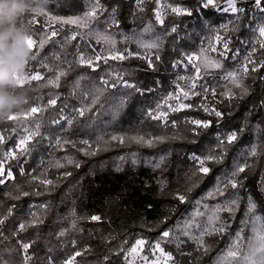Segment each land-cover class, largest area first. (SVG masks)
Here are the masks:
<instances>
[{
  "label": "trees",
  "instance_id": "16d2710c",
  "mask_svg": "<svg viewBox=\"0 0 264 264\" xmlns=\"http://www.w3.org/2000/svg\"><path fill=\"white\" fill-rule=\"evenodd\" d=\"M94 2L35 0L33 7L41 5L46 15L23 16L24 28L37 41L33 53H38L27 74L42 79L18 86L28 94L27 108L13 113L20 119L0 122V161L8 151L16 153L0 176L5 180L0 185V249L14 250V264H25V255L27 264H65L70 257L77 264H124L126 252L143 239L146 253L159 242L174 264H236L225 259L236 233L243 229L248 237L253 227L264 231V67H258L264 63L259 46L264 37L258 31L264 12L254 0H235L244 9L238 13L220 4L203 8L205 0H142L139 8L137 0H99L105 10L86 20L87 27L49 19H83ZM176 7L192 14H176ZM113 9L118 24L113 23ZM157 9L163 23L156 19ZM52 31L57 35L51 36ZM74 33L76 39H71ZM41 38H47L43 48L38 47ZM225 41L229 51L221 56ZM151 43L159 47H143ZM253 48L250 58L257 64H248L244 74ZM117 53L125 58H110ZM80 55L94 67L81 65ZM96 56L108 59L96 61ZM142 57H150L153 66ZM254 66L257 71L251 70ZM60 70L67 74L59 87L42 86ZM228 72L241 78L243 89L234 86ZM170 94H178L190 107L171 111L166 104ZM56 97V105H49ZM32 107L41 111L24 117ZM160 110L167 116L153 119ZM194 120L209 126L198 127ZM232 133L236 139L228 143ZM30 135L24 146H17ZM209 155L215 157L206 161L209 173H199L193 157ZM245 164V171L233 177ZM44 179L53 183L39 182ZM232 179L236 188L229 183ZM178 194L185 197L183 202ZM250 197L260 221L247 213ZM232 200L237 201L234 211H224ZM197 211L203 215H195ZM216 216L226 228L205 236L206 250L184 235L187 230L199 236L202 228L210 227L208 218ZM164 231L170 236L162 237ZM23 243L30 244L27 253Z\"/></svg>",
  "mask_w": 264,
  "mask_h": 264
},
{
  "label": "snow or ice",
  "instance_id": "6c2138e0",
  "mask_svg": "<svg viewBox=\"0 0 264 264\" xmlns=\"http://www.w3.org/2000/svg\"><path fill=\"white\" fill-rule=\"evenodd\" d=\"M44 2L46 3L47 0H44ZM227 2H228V6H229L230 10L233 13H238V12H243L244 11V9H242V8L238 9L236 7L235 0H227ZM141 3H142V0H137V7L138 8L140 7ZM254 3H255V6L260 9L261 12H264V0H254ZM210 5L215 6V0H205V2L201 6L203 8H207ZM104 10L105 9H103L102 5L99 3V0H95V2L93 3V5L91 7V10L85 12L83 19L81 17L68 18V19L59 18V17H49V19L51 21H53V22H59L61 24L76 25L78 27L84 28V27H87V23L85 22L86 20H88L89 18H95L97 16V14H98V11H104ZM140 10L143 11V8H140ZM226 10H228V9H226ZM31 12L36 13L37 15H39V14H45L46 15V13H44L43 7L41 5H36L35 7H33ZM172 12H174L176 14H187V15H191L192 14L191 11L186 10V9H181V8H178V7L172 8ZM112 16H113V23L118 24V21H115V19H114L115 9H113ZM156 19L160 23H163V20L161 19L159 11H157V13H156ZM34 22L35 21H34V18H33V20H30L28 23L30 25V24H32ZM20 24L24 27L23 17L20 18ZM224 27L226 28L227 25H225ZM175 30H176L175 28L172 29L173 32ZM146 31H147V29H146ZM258 31H259L260 37H264V25L260 26L258 28ZM56 35H57L56 31H52L51 32V36L54 37ZM103 38L105 40L109 39L108 37H103ZM71 39H76V34L75 33L71 36ZM220 39H221L220 36L216 37L217 42H219ZM26 42H27L28 48L32 52L31 60H36L38 53H33V48H34V46H36L37 41L34 40L33 37L30 35ZM97 42H99V39L97 40ZM45 43H47V38H41L40 41H39L38 47L39 48H43ZM259 46H260L261 49H264V40L259 41ZM143 47L149 48V49H154V48H158L159 45H158V43H151V44L143 45ZM223 48H224V52L220 53L221 56L225 55L227 53V51H229V45H228L227 41L224 42ZM213 51H216V49H213ZM255 51H256V49L253 48L252 53L249 54L248 63H246L243 66V73L244 74H247L248 71H249L248 64H252V65H256L257 64V62L255 60H252L250 58L251 55ZM127 55L131 56V55H133V53L128 52ZM110 58L111 59L119 58V59L123 60L125 58V54L117 53L116 55H113ZM142 58L147 60V62L149 64V67L153 66L152 65V60H151L150 57H142ZM95 59H96V61H99L101 59H104L106 61L108 59V57L96 56ZM156 59L158 60L159 56H156ZM187 59L189 61H191V60H193V57L192 56H188ZM79 63L81 65L87 64L90 67H94L93 61L91 59L85 60L83 55H80ZM213 65L216 68L221 67V65L219 63L213 62ZM45 67H47V66L45 65ZM258 67H264V63L259 64ZM258 67L254 66L251 70L252 71H257ZM49 71H52V69L49 68ZM196 72H197V78H199L200 69L197 68ZM66 74H67L66 71L60 70V71L57 72V74L55 75L54 79H49L47 81V84L46 85H42V86L51 85L53 87H59L60 78L62 76H64V75H66ZM227 77L232 80V83L234 84L235 87L243 89V85L240 82L241 78H238L236 73L228 72L227 73ZM117 78L122 80V78L119 77V76H117ZM41 79H42V76H40L38 74H36V75H26L25 77L18 79L17 84H18V86L23 87L25 84L30 83L31 81H39ZM122 82L127 87H133V88L135 87V85L129 84L127 81H122ZM102 83L107 84L108 82L106 80H102ZM112 86L114 87L115 85L113 84ZM192 87L195 88V83L192 84ZM213 94H215L214 91H213ZM183 95L187 98L189 93L188 92H184ZM169 98H171V94H170ZM228 98H230V99L232 98V93L231 92L228 94ZM57 99H58V97L49 99L48 100V104L49 105H53V106L56 105ZM169 107L171 108V106H169ZM185 107H190V105L180 104L179 107H177V108H171V111H179V110H181V109H183ZM38 111H41V109L38 108V107H32V108H30V110L28 112L24 113V117L32 116L33 114L37 113ZM78 111H79L80 115L84 114V109L83 108L79 109ZM205 111H208V109L205 108ZM212 111L218 117L221 115V113L218 112V111H215V109H212ZM149 114L152 115V113H149ZM166 116H167L166 112H160L158 115H152V118L153 119H161V118H164ZM17 119H20V116L13 115V114L9 115L8 118H7V120H9V121H15ZM192 123L197 125L198 127H208L209 126V122H203V121H200V120H194V121H192ZM173 125H175V121H173ZM30 139H31V135L29 137H27L26 139H21L19 141V146H24L28 142V140H30ZM112 139L113 140L120 139L121 143L123 142V138L122 137L118 138L116 136H113ZM133 139H137L138 141H142L143 140L142 137H134ZM156 139H162V138H156ZM235 139H236V134L232 133L231 135L228 136L227 142L231 143ZM3 140H4V137L2 135H0V143H2ZM59 143H60V141L57 140V144H59ZM83 143L86 144L87 141H84ZM147 143L151 144L152 141L149 140V141H147ZM256 154H257V148L255 146H253L252 149H251V155L255 156ZM15 157H16V153L15 152H8V153L5 154V159L3 161H0V176L4 175V164L7 162V160L9 158H15ZM193 159H196L198 161L199 165H200L199 169H198V172L199 173H203V174H208L210 169L207 166H205L206 161L214 160L215 157L212 156V155H209V156L204 157V158L193 157ZM68 162L72 163L73 161L69 160ZM57 166H62V165H57ZM76 166L79 167V164H77ZM246 167H247L246 164L239 166L237 168V170L235 172H233V177L237 176L239 173L244 172ZM20 171H21V174H24L23 168H21ZM6 174H7V177L9 179L13 178V173H12L11 169H8ZM65 175H70V173H65ZM39 182L44 184V185H51L53 183L52 180H48V179L40 180ZM4 183H5V180L4 179H0V185H2ZM229 183L231 184V186L233 188L237 187V181L235 179L230 180ZM217 191H219V189H217ZM23 195L27 196V195H29V193L24 192ZM211 195H212V193H209V196H211ZM177 198L181 202H183L185 200V197L183 195H179L178 194ZM236 205H237V201L236 200H232V201L229 202L228 206L225 207L223 210L224 211H228L229 213H232L234 211V208H235ZM204 207L207 208V205H205ZM256 209H257V204L250 197L249 201H248L247 213L251 214L255 218L256 221H260L261 220V216L256 214V211H255ZM217 211H219V209H217ZM195 215L199 216V215H203V213L197 211ZM91 219L94 220V221H98L100 219V217L92 216ZM208 219H209L210 227L202 228L200 230L199 236H191L190 233L187 230H185V232H184V235L189 236L190 239L194 240L197 243L198 247L205 248V250H206V245H205V240H204L205 236L213 235V234H216V233H223L225 231V228H226V224L225 223H220L219 222V217L218 216H216L215 218L209 217ZM2 222L3 221H0V223H2ZM18 228H19L20 231H23L25 229V225L24 224H20L18 226ZM169 236H170V232L169 231H164L162 233V237L166 238V237H169ZM144 243H145L144 240H137L136 241V245L131 248V253H136L138 247L142 246ZM21 246H22V249L24 250V252L27 253V250L30 248V244L29 243H23ZM156 250H158L160 252L161 256H166L168 260L172 259L171 254L170 253H165L163 248H161L159 242H157L155 244V246H154L153 251H156ZM75 255L79 256V255H81V253L77 252ZM228 258H230L231 261H235L236 264H239V262L241 260H243L245 262V264H264V231H257L255 229V227H253L252 235L248 236V237H245L243 235V229L238 231L236 233V240H235L234 244L227 250V252L225 254V259H228ZM28 259H29V257L27 255H25V264H27ZM73 259H74V257H73ZM145 259H147V257H145ZM66 264H72V260L67 261Z\"/></svg>",
  "mask_w": 264,
  "mask_h": 264
},
{
  "label": "clouds",
  "instance_id": "9594fccd",
  "mask_svg": "<svg viewBox=\"0 0 264 264\" xmlns=\"http://www.w3.org/2000/svg\"><path fill=\"white\" fill-rule=\"evenodd\" d=\"M35 0H0V122L26 110L28 94L18 89V79L27 75L32 52L30 33L19 23L32 11ZM11 248L0 249V264H14Z\"/></svg>",
  "mask_w": 264,
  "mask_h": 264
},
{
  "label": "rangeland",
  "instance_id": "374dc122",
  "mask_svg": "<svg viewBox=\"0 0 264 264\" xmlns=\"http://www.w3.org/2000/svg\"><path fill=\"white\" fill-rule=\"evenodd\" d=\"M215 4H220L222 6V9L230 10L227 0H215ZM157 11H159L160 16H161L162 15L161 10L157 9L156 13H157ZM36 74L37 73H31V74H27V75H36ZM171 98H172L171 100H168L166 102V104L168 106H171V108L172 107H179L180 104H184L181 97H178V94L172 95ZM160 112H163V111L160 110ZM17 146H19V143ZM8 152H13V151H8ZM138 240H143V239H138ZM136 241L131 246V248L136 245ZM155 244L151 248L150 253H146L143 250L144 244L142 246L138 247L136 253H131V248H130L125 254L124 264H174L172 262V260H168L166 256H161L160 252L158 250L153 251ZM165 253H167V252H165ZM145 257H147V259H145ZM69 260H72V264H77L74 261L73 257H70L69 259H67L66 262ZM66 262H65V264H66Z\"/></svg>",
  "mask_w": 264,
  "mask_h": 264
}]
</instances>
